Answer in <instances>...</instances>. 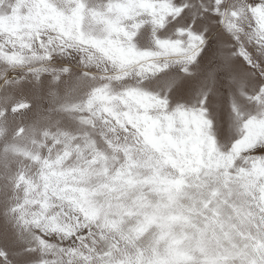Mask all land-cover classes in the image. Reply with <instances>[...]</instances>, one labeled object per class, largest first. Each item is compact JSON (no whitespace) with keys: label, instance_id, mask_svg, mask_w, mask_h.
<instances>
[{"label":"snow or ice","instance_id":"6c2138e0","mask_svg":"<svg viewBox=\"0 0 264 264\" xmlns=\"http://www.w3.org/2000/svg\"><path fill=\"white\" fill-rule=\"evenodd\" d=\"M0 264H264V0H0Z\"/></svg>","mask_w":264,"mask_h":264}]
</instances>
